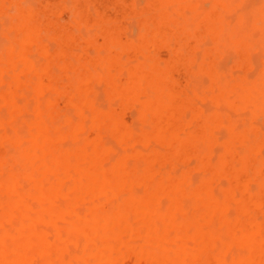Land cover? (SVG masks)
Returning <instances> with one entry per match:
<instances>
[{
  "label": "bare ground",
  "instance_id": "bare-ground-1",
  "mask_svg": "<svg viewBox=\"0 0 264 264\" xmlns=\"http://www.w3.org/2000/svg\"><path fill=\"white\" fill-rule=\"evenodd\" d=\"M159 1L0 0V264H264V75L200 91Z\"/></svg>",
  "mask_w": 264,
  "mask_h": 264
},
{
  "label": "rangeland",
  "instance_id": "rangeland-1",
  "mask_svg": "<svg viewBox=\"0 0 264 264\" xmlns=\"http://www.w3.org/2000/svg\"><path fill=\"white\" fill-rule=\"evenodd\" d=\"M232 1L233 2L234 1H237V2H234L233 3L235 5H233V4L230 5L231 3L228 4L229 2H232ZM140 2H142V3L144 2L142 4V7H141V3ZM140 2H137V5H136V0H134L136 10L141 12V11L144 10V6L148 2V0H140ZM211 2H213V7L211 5ZM228 5H230V6H228ZM241 5H243V6H241ZM168 6H172L171 10H170V7H168ZM260 6H262V7H260ZM157 8H158V13H164V14H166V16L168 18V21L172 25L176 24V25L179 26V28H178L179 36L171 35L172 38L168 42V45L170 46V48H172V49L176 48V49H178V50H180L182 52H186L187 49H186V45H185L186 43H185V41H186V38L188 37V35L190 36V38L196 39V48L192 51L193 58H194V61L192 62V66H193V70H194V72L196 74H194L193 77H192L193 78L192 81H194L192 83H194V86H197V87L199 85V87H198L199 90L200 89H203L204 92L207 93L206 92L207 88L205 89V83L206 82L209 83L208 81L210 80V78H209V76L207 74H202L201 73V77H200V74L198 75V73H197L198 70H199L200 64L203 63L202 61H203L204 57H205V60H207V65H209L210 67H213L215 69V71L219 74V77L221 75H223V76L226 77V79H228V81H226V80L223 79L224 82H222V83H224V84L230 82L231 80H235V79H238V80L239 79L240 80L243 79L242 81H245L246 83H248V82H259V81H261L260 78H262L263 77L262 75H264V69H261V68H264V58H263L264 57L263 56L264 55V49L263 50L261 49L264 46V43H263L264 42V20L262 18V17H264L263 16L264 15V0H240V1L239 0H226V1L225 0H163V1H159L157 3ZM231 8L232 9L234 8L233 9L234 11L237 10L236 11L237 14L240 15L237 20L234 19L237 16L235 15V12H233V10ZM240 9H241V11H240ZM186 10L188 12L189 11L190 12L191 11H194V13L191 12V13L188 14V12ZM230 10H232V11H230ZM238 10H239V12H238ZM242 10L243 11L245 10L244 13L246 14V16H248V18L246 17L247 19H249V17L252 18V19H249L248 20L247 27L254 22V24L251 25L252 27L249 26L251 28V29L249 28V31L247 30L246 27L245 28H246L247 31L244 29L246 31V35H247V37H246V45L240 44V46H239V44H238L239 42H235L236 41V38H234V37H232L230 39V41H232L233 43L232 44L229 43L228 46L226 44V41H224V40L221 42V40L219 39L218 40L219 42H218L216 40V38L210 32V28H212V27L215 28L216 27L217 30L219 29L218 30V32H219V38H221L222 37L221 36V33H223V29H224V25H225L224 22L226 23L225 27H227V23L230 25L232 19L235 20V21H237L236 24H239V25H240V19L241 18H243V22H247L246 19L244 18L245 17V14H242L243 13ZM258 10H259V12H258ZM225 12L226 13L228 12L226 14V18H224ZM240 12H242V13H240ZM250 12H252V13L250 14ZM256 12H257V14H256ZM171 13H175L176 15L173 16V14L171 15ZM198 13L200 14V16H199ZM252 14L253 15L256 14L255 17L252 16ZM243 15H244V17H243ZM133 17H134V15H129L128 18H131V19H128V18L126 19L127 29H128V23L129 22L131 23L132 21H133V23H135L134 22L135 20H137L136 21L137 22V26L138 27L140 26L139 25V22H138V18L135 17V19H133ZM187 17L188 18L191 17V19H188ZM260 18H261V20H260ZM250 20H253V22H251ZM257 20H259V21H257ZM188 23L189 24L191 23V25H192V23H194L193 25H195V26H193V27L191 26L192 28H194L192 31L190 30L192 28H190V25L188 26ZM233 23H231V24H233ZM256 23H257V25H256ZM233 25H235V24H233ZM129 27H131V26L129 25ZM136 27H134L132 25V29L130 28L131 31H130V29H128V31L130 33H132L133 36H137L139 34V36H137V38L140 39L141 38L142 31L140 30L141 32H139V30ZM187 27L189 28L188 30H187ZM231 27H232V25H231ZM236 27H237V25H236ZM136 29L138 30V33H137V30ZM128 31H127V33H128ZM228 31H229V29H228ZM224 32H227V31H224ZM231 33H232V31H231ZM250 33H251L250 38H248V35ZM129 35L127 34L128 38H130L131 40L134 41V39L131 38L133 36L130 35L131 36L130 37ZM227 37H228V35H227ZM227 37H225V38H227ZM207 38H210L211 43L212 42H215V44L214 43L211 44L209 41H207L209 43V44H207L206 43ZM247 38L250 41H248ZM135 41H138V40H135ZM172 41H173L174 44L171 43ZM249 42H251L252 44L249 43ZM202 43H203V45H201ZM219 43H221L222 45H226L227 47L226 46H225V48L223 46H220L219 47V45H220ZM232 45H234V47H231ZM214 46H217L218 47V53H217V56H216L215 60L212 61V62H210V60L207 59L206 52L210 48H212ZM249 46H252V49H249ZM183 49H185V51ZM234 49H235V51H234ZM239 49H242V50L245 49L246 50V54H247V57L245 58L244 63H242V64H237L236 63V60L237 59H234L236 53H237V55L239 57V52H238ZM199 50H202L201 53H199L200 52ZM220 50H221V52L222 51L223 52L220 53ZM197 58H198V60H197ZM233 59H234V63H233ZM219 61H220V65H219ZM194 65H195V67H194ZM216 65H219L220 67H223L226 71H229L230 74H229V72H228V74L230 75V78H228L229 75H227L226 71H224L223 69H222L223 71L221 69L218 70L220 67L217 68L218 66L216 67ZM196 67L198 69H196ZM229 69H231L232 71L229 70ZM233 70H237V71H240V72H243V73L242 74L240 72L237 73V71L234 72ZM256 72H259L260 73V76L258 74L255 75ZM234 73H235V75H234ZM204 76H206V79L204 78ZM256 76H259V79L258 80H257ZM199 77L201 79H199ZM207 77L209 78V80H207L208 79ZM203 80H205V83H203L204 82ZM100 98H101L102 103L105 104L107 102L104 97H101L100 96ZM203 105H206V104L203 103ZM224 107H225V105L224 106H221L222 109H225ZM208 108L210 109V107H208ZM228 109L229 108H227V110ZM135 111L136 110H132L131 115L135 116V113H136ZM227 113L228 114H232L233 112L230 111V113L229 112H227ZM243 113H245V111ZM247 113H250V112L248 111ZM233 115H234V113H233ZM245 116L248 117L249 115L246 114ZM245 116H243V117H245ZM259 119L261 120V117H258V120ZM260 120H259V122H260ZM255 123L256 122L254 121V124ZM222 133H220V134H222ZM81 210H83V209L81 208ZM75 250H78V249H76L75 247L74 248L72 247V251H75ZM235 251H236V249H235ZM238 251H239V249H238ZM35 262H34V264H35Z\"/></svg>",
  "mask_w": 264,
  "mask_h": 264
}]
</instances>
